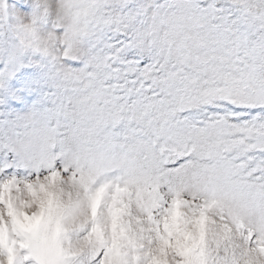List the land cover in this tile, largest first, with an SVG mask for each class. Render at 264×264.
I'll return each instance as SVG.
<instances>
[{
    "label": "snow or ice",
    "instance_id": "1",
    "mask_svg": "<svg viewBox=\"0 0 264 264\" xmlns=\"http://www.w3.org/2000/svg\"><path fill=\"white\" fill-rule=\"evenodd\" d=\"M0 264H264V0H0Z\"/></svg>",
    "mask_w": 264,
    "mask_h": 264
}]
</instances>
